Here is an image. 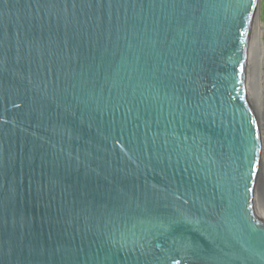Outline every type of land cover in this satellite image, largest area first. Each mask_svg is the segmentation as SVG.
I'll use <instances>...</instances> for the list:
<instances>
[{
	"label": "water",
	"instance_id": "obj_1",
	"mask_svg": "<svg viewBox=\"0 0 264 264\" xmlns=\"http://www.w3.org/2000/svg\"><path fill=\"white\" fill-rule=\"evenodd\" d=\"M256 4L0 0V264H264Z\"/></svg>",
	"mask_w": 264,
	"mask_h": 264
},
{
	"label": "rangeland",
	"instance_id": "obj_2",
	"mask_svg": "<svg viewBox=\"0 0 264 264\" xmlns=\"http://www.w3.org/2000/svg\"><path fill=\"white\" fill-rule=\"evenodd\" d=\"M256 7H257L256 33L257 35L259 34L257 37L259 38L260 42L263 44V48H264V0H258ZM261 66L264 75V60H262ZM263 157H264V151H263ZM262 199H263V212H264V192L262 194Z\"/></svg>",
	"mask_w": 264,
	"mask_h": 264
},
{
	"label": "bare ground",
	"instance_id": "obj_3",
	"mask_svg": "<svg viewBox=\"0 0 264 264\" xmlns=\"http://www.w3.org/2000/svg\"><path fill=\"white\" fill-rule=\"evenodd\" d=\"M257 3H258V0H257ZM254 15H255V37H256L260 62H262V60H264V48H263V44L260 42L259 38L257 37L259 34L257 35V33H256L257 7H256V12ZM262 130H263V132H262V145H263V151H264V113H263L262 126H261V131ZM263 192H264V187H263Z\"/></svg>",
	"mask_w": 264,
	"mask_h": 264
},
{
	"label": "snow or ice",
	"instance_id": "obj_4",
	"mask_svg": "<svg viewBox=\"0 0 264 264\" xmlns=\"http://www.w3.org/2000/svg\"><path fill=\"white\" fill-rule=\"evenodd\" d=\"M246 20H247V17L245 18ZM241 35L244 37L243 39H241V43L243 44V43H246V34H245V32H243L242 31V33H241ZM252 191V189H251V187L249 188V192H251ZM251 206V205H250Z\"/></svg>",
	"mask_w": 264,
	"mask_h": 264
}]
</instances>
